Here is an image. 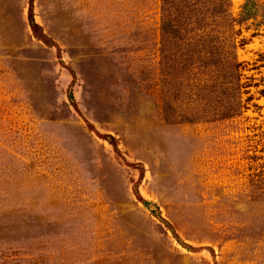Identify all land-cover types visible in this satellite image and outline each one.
<instances>
[{
    "label": "rangeland",
    "instance_id": "374dc122",
    "mask_svg": "<svg viewBox=\"0 0 264 264\" xmlns=\"http://www.w3.org/2000/svg\"><path fill=\"white\" fill-rule=\"evenodd\" d=\"M161 4L0 0V264H264V24L236 26L241 114L202 119Z\"/></svg>",
    "mask_w": 264,
    "mask_h": 264
},
{
    "label": "trees",
    "instance_id": "16d2710c",
    "mask_svg": "<svg viewBox=\"0 0 264 264\" xmlns=\"http://www.w3.org/2000/svg\"><path fill=\"white\" fill-rule=\"evenodd\" d=\"M162 59L166 66L189 81L188 71L196 68L203 73L198 91L204 108L199 117L208 120H226L239 116L245 107L241 95V63L237 60L236 26L260 17L257 26L264 24V3L245 0L239 17L231 12L232 0H161ZM31 27L35 35L44 37L42 29L33 18L30 6ZM212 76H210V74ZM73 99V94H70ZM247 100H250L247 99ZM167 112V110H166ZM170 115L172 111L168 110ZM191 121L192 118H186ZM111 143L116 149L114 138ZM147 205L148 201L143 200Z\"/></svg>",
    "mask_w": 264,
    "mask_h": 264
}]
</instances>
